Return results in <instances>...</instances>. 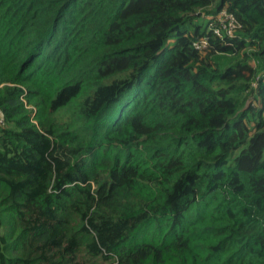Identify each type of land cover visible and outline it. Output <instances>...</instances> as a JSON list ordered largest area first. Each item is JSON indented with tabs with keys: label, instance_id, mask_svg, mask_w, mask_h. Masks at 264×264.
<instances>
[{
	"label": "trees",
	"instance_id": "1",
	"mask_svg": "<svg viewBox=\"0 0 264 264\" xmlns=\"http://www.w3.org/2000/svg\"><path fill=\"white\" fill-rule=\"evenodd\" d=\"M0 114V264H264V0H0Z\"/></svg>",
	"mask_w": 264,
	"mask_h": 264
},
{
	"label": "built area",
	"instance_id": "2",
	"mask_svg": "<svg viewBox=\"0 0 264 264\" xmlns=\"http://www.w3.org/2000/svg\"><path fill=\"white\" fill-rule=\"evenodd\" d=\"M216 19L225 22V28L227 33L232 34L233 30L237 27V21L232 14H230L226 9H222L217 15ZM218 34V30L215 31ZM205 41L202 40L200 43H195V47L200 49L204 46ZM2 115L0 114V125L2 124Z\"/></svg>",
	"mask_w": 264,
	"mask_h": 264
},
{
	"label": "rangeland",
	"instance_id": "3",
	"mask_svg": "<svg viewBox=\"0 0 264 264\" xmlns=\"http://www.w3.org/2000/svg\"><path fill=\"white\" fill-rule=\"evenodd\" d=\"M251 102V100H250ZM250 104V103H249ZM27 109L30 111V110H33V106H27Z\"/></svg>",
	"mask_w": 264,
	"mask_h": 264
}]
</instances>
